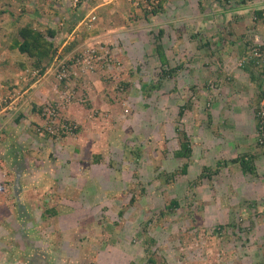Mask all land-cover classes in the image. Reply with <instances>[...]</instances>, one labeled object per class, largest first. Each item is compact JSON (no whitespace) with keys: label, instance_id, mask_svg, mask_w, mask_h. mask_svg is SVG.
I'll use <instances>...</instances> for the list:
<instances>
[{"label":"rangeland","instance_id":"rangeland-1","mask_svg":"<svg viewBox=\"0 0 264 264\" xmlns=\"http://www.w3.org/2000/svg\"><path fill=\"white\" fill-rule=\"evenodd\" d=\"M12 1L0 0V11L8 16L6 7L13 5L12 22L5 20L20 27L44 25L59 40L54 42L53 61L41 73L30 59L2 44L17 34L8 33L6 40L0 32V264H34L35 256H23L29 247L39 248L23 237L30 221L32 233L46 238L41 245L57 248L66 243L63 238L73 220L89 222V239L98 241L108 233L112 239L106 243L114 245L119 235L121 246H139V256H132L129 264L145 263L148 257L156 264H264V173L258 172L257 163L264 158V129L256 127V113L264 112V99L258 104L264 86L256 94L249 92L251 85L255 89V83L264 82V21L253 17L256 8L264 10L263 2L128 0L124 5V0H89L91 8L85 13L87 0L81 5L66 0L62 10L56 7L58 0ZM43 7L56 14L50 17L54 21L45 20ZM182 10L194 11L202 22L196 16L195 25L182 30ZM5 14L0 16L4 26ZM87 14L95 20L82 24ZM119 22L124 29L117 42L111 29ZM200 27L205 34L194 32ZM172 32L177 40H166V33ZM126 36H137L142 43ZM190 39H199L208 61L199 54L187 60L192 56L187 48L185 63L161 65L157 47L173 51L175 41ZM216 42L219 53L214 52ZM225 53L235 61L229 73L224 65L211 62ZM173 54L179 58L180 50ZM169 68L172 75L162 77ZM62 71L66 76L61 78ZM235 71L250 75L252 83L237 87ZM182 106L190 108L179 119ZM239 107L255 119L253 134L235 127L230 112ZM49 108L56 110L54 116ZM237 119L240 122V116ZM176 127L190 142L188 166L194 160L201 173L199 167L221 161L219 178L211 187L193 190L204 181L191 184L200 173L188 179V185L178 175L186 160L174 158L179 149ZM70 153L77 154L70 157L75 161H66ZM243 154L253 156V176L240 173L231 183L229 172L240 167L229 161ZM87 157L89 184L74 183L76 169L85 168ZM174 170V181L166 183L164 174ZM71 181L87 186L89 197L71 194V204L62 205L59 192L67 194ZM244 195H251L250 206ZM170 201L178 208L163 211L160 223L142 233L141 224L159 217ZM88 202L87 208L83 204ZM53 206L61 212L56 228L52 221H38L40 212ZM78 207L82 211L75 210ZM72 250L76 256L71 255L74 261L69 263L88 264ZM48 254V264H55L53 253ZM99 258L107 259L105 254Z\"/></svg>","mask_w":264,"mask_h":264},{"label":"crops","instance_id":"crops-1","mask_svg":"<svg viewBox=\"0 0 264 264\" xmlns=\"http://www.w3.org/2000/svg\"><path fill=\"white\" fill-rule=\"evenodd\" d=\"M58 1H59V3H56V7L58 8V10H62L61 2H65L66 0H58ZM74 1L80 2V5H81L83 0H74ZM127 1L128 0H124L125 3H123V4L127 5ZM256 2H258V3L263 2L262 5H264V0H261V2L260 1H256ZM12 8H13V5H10V4H9L8 7H6L7 12L10 11V16H11V13H12L11 12ZM90 8L91 7H89V0H87L86 1V9L82 8V11H84L85 13H89V9ZM41 12L46 17L45 20L54 21V19L50 18L54 14V13H52L50 7H43V11L41 10ZM193 12L192 13H188V12L182 10V13L180 14V16L185 18V21H186V23L181 28L182 30H183L184 26H186V25H190V24H194L195 25V20H196V16L197 15L195 13H193ZM63 14H65V11L63 12ZM5 15H6V17L3 19V21L6 22V23H5V26L3 24L2 25L0 24V32L3 33V36H6V34L11 32L13 34H17V37H18L19 31L23 27L17 26L14 23H10V21H8V20H5L7 17L10 18V16H8L7 13ZM54 15H56V14H54ZM88 15L89 14H87L86 17L81 21L82 24H83L84 21H87V16ZM41 16H39V18ZM80 16H81V12H80ZM153 18H154V16H153ZM153 18H152V20H153ZM197 20H198V23L202 22V18L200 16H197ZM0 22H2V21H0ZM11 22H12V19H11ZM138 26L140 28L144 27V21H142V20L139 21L138 22ZM29 27H31V26H29ZM136 27L137 26H134L132 28H136ZM38 29L45 30L44 29V25H43V27H39ZM123 29H124V25H122L121 22H119V24L115 25L114 28L111 29L112 36L115 38V40L117 42H119L120 39H121V33L123 32ZM194 32L195 33L202 32L203 34H205V30L203 28H201V27L198 28L197 30H195ZM162 33L163 32L160 31L159 35L157 36V39H159V40L161 39L160 34L162 35ZM219 33H220V31L217 30L215 32V34H213V38L212 39H215L219 35ZM207 35L210 36L211 33H207ZM17 37H15V38H17ZM126 38L128 40L132 41V42H135V43H138V42L142 43V42H140V39L137 36H131V37H127L126 36ZM165 38L168 41H173L176 38V34L174 32H172V33H169L167 35V33H166ZM5 39L7 40L8 38H5ZM58 40L59 39H58V37H56V33H55L53 42H55V44H56V42ZM175 40H177V38ZM192 41L193 40L190 39L191 43H189L188 41H184L181 44L176 42V41L174 42V44H173L174 50H178V49L180 50V56L177 59L174 58V54H173L174 50L165 52L163 50V48H162V51H163L164 56L166 57V59L167 58L175 59L174 62H171L170 60H168L167 65L169 67H171V68L175 67V65L180 63V62L185 63V57L184 56H185V50L187 48H189L192 51V56L187 58V60L193 59V56L197 55V54H199L200 57L204 56V50L201 48L199 39L197 40V42H192ZM11 42H12V40H10V38H9V40L7 42H2V44H4L5 46L7 45V47H8V46L11 45ZM203 42L205 43V41H203ZM218 44H219V42H216V49L214 51L216 53H219L217 49L221 48V47H219ZM232 45H234V43H232ZM162 47H164V46H162ZM12 51H15V50H12ZM154 51H155V53L157 55L156 50H154ZM203 59H204V61H206V60L208 61V59L206 57H203ZM178 60H180V61H178ZM211 62H212V64H214L213 66H215V65H217V66L224 65L225 66L224 70L226 69V71L228 73L231 71L230 66L235 63V61L232 59V57L231 56L230 57L227 56L226 53L225 54L215 55V57L211 58ZM234 77L236 79V80H234L235 81L234 84H236L237 87L241 86L240 82L243 84V86H244L245 83H252V81L249 79V78H252V77H250V75H249V78L248 77H244V74L242 73V71H235L234 72ZM255 84H256L255 85V89H253L252 85L249 88V89H251V90H249L250 93L256 94L257 91L260 92L261 87L264 86V82H262V83L261 82H257ZM258 104H260L259 101H258ZM230 116L233 117V118L236 117V122H234L235 123V127H237L238 129H248V130H246V132H249L250 134H253L254 128H255L254 127L255 119L253 118V116L251 115V113L248 110L243 109L242 107L234 108L233 111L230 112ZM238 116H240V122H237L238 121V119H237ZM221 156H222V158H225V155H221ZM243 156L245 157V154H243V155H241L239 157H243ZM70 157H78V156H77L76 153H75V155L70 153V154H68V156H66V161H68V160H70V162L71 161H75L76 158H70ZM239 157H237V158H239ZM217 163L214 162L213 165L217 166V165H219V163H221V161H219ZM257 163L259 164V166L261 168V169L258 170V172L263 174L264 173V158H260ZM83 165L85 166V168L83 167V168H80V169H78V168L76 169L74 183H76L77 181L81 180V182H86V184L88 186V184H89V180H88L89 179V157H87V159L85 160V164H83ZM213 165H207L205 167H210L211 168ZM199 168H201V170L203 169L202 167H199ZM197 169H198V166L194 163V160H193L192 164H190L188 166V168H187V173L185 175H183V177H184L183 180L186 182V185H188V179L194 178L195 176H197L200 173V171H198ZM220 171H221V169H219L218 174H220ZM240 173H241L242 177H246L248 179H249L250 176H253V174H250V173H249V175L244 174L242 172L241 168L240 169L239 168L232 169L229 172V180H230V182L232 183L235 180V178L237 177V175L240 174ZM77 175H79V176H77ZM92 176L94 177V174ZM106 176L108 177L107 173H106ZM218 178H219L218 175H214L213 177H211V179H208V181L205 179L204 181H202L200 183V185L197 188H195L193 190H197V189H199L200 187H202L204 185H207V186L211 187V182H216V179H218ZM247 181L248 180L246 179L245 183ZM70 183L73 184V185L70 187L71 190L67 194L63 193V192H59L60 194H62V196H61L62 205L71 204V201L73 199L71 194L83 193L84 196L89 197V195H88L89 193H87V186L84 187L82 185L81 187H79V186H77V184L72 183V181ZM216 190L218 192H220L219 189L216 188ZM251 195H253V194H251ZM251 195H244L245 198L249 201V203H246L247 205L249 204V206L252 203ZM63 200H64L65 204H63ZM83 205H86L87 208H88L89 207V202L86 203V204H83ZM257 205L259 206L260 204H257ZM75 210L82 211V209L80 207L75 208ZM57 212H58V214H57L56 217H51V218H47L46 217L44 220L42 219V217L40 215L38 221L39 222H44L46 225H47V223L52 221L54 223V225H55V228H56V224H57V222L59 220V217H60V214H61V212H59L58 210H57ZM33 225H34V223L30 221L29 222V226H28L27 231H26V234L23 237L25 238L26 241H30L29 239L33 240V244L37 245V247H39V248H37V251H32L30 249V247H29L28 251L25 252L23 254V256H26V255L28 257L31 256V255L35 256L36 261L34 262V264H48V260H49L48 257H50V255L48 254V251L53 253V255H54L53 257L54 258L58 259V260L54 261L55 264H71L69 262L74 261V259H72L71 255L76 256V253L73 252L72 249L78 250L79 251V255L80 254L82 255L81 258L87 259L89 261L88 264H116V263L118 264L119 262H122V264H129L132 256H135V255L139 256L138 252H140V250H141V248L139 246H137V247L140 250L137 249L136 246H130V245L129 246L128 245L121 246V244L119 242L121 241L123 236L121 237L119 235L116 237L117 241L116 240L112 241V242H114V245H111L110 243H106L107 240L109 242V240L112 239V238L108 239V237H109L108 233H105L102 237L100 236L98 238L99 239L98 241H96L97 238L89 239V237H88V235H89V222H84V224H81L77 220H73V222L70 223L69 229L66 232L65 237L63 238V240L66 242L63 246L59 245L57 248H55V247L54 248H51V247L45 248L41 244L46 238L44 236H42L40 233H38L36 235V236H40V237L36 238V236L32 233ZM38 229L44 231V226H39ZM115 233H116L115 230H113V234H115ZM104 245L107 248H104ZM101 254H105V256L107 257L105 262H103V260H101V258H99L101 256ZM67 258H69V260ZM116 258H117V260H116Z\"/></svg>","mask_w":264,"mask_h":264},{"label":"trees","instance_id":"trees-1","mask_svg":"<svg viewBox=\"0 0 264 264\" xmlns=\"http://www.w3.org/2000/svg\"><path fill=\"white\" fill-rule=\"evenodd\" d=\"M22 3L24 2H28L30 0H21ZM21 1H15L13 2V4H20ZM244 1V0H243ZM18 2V3H17ZM2 14H5V11L2 12L0 11V16ZM255 19L257 20H262L264 21V10L261 8L255 9V11L253 12ZM0 21H2V19H0ZM30 25H25L22 26L23 28L19 31L18 33V37L14 39H12L11 45L8 46L7 50L9 52H11L12 50H16L18 52V54L25 56L27 59H30L32 61V65L34 68H40L41 73L44 71V69L51 64V62L54 59V55L56 52V46L53 42L54 36H55V31L52 29H45V30H40V29H36L33 28L32 26L29 27ZM9 35L6 34V38ZM156 52H157V57L159 58V61L161 63L162 66L167 67V63L164 60L165 56L163 51L160 48H156ZM10 58V57H9ZM163 61V62H161ZM18 66V64H17ZM20 66V65H19ZM22 69L24 68L22 65L20 66ZM173 73V70L171 68H169L168 72L163 71L162 77L166 76H171ZM262 99H264L262 97V93L259 95V102L261 103ZM190 106H182L179 109L178 112V118L181 119L182 116L184 115V112L186 109H189ZM32 109H38L36 106H33ZM260 111H258L256 114H258ZM263 114V116H256L257 119V124L256 127L260 128V126H262L261 128L264 129V112H260ZM19 118L15 119V122L18 121ZM176 133L179 136V149L174 153V158L176 160L179 159H185L186 160V164H184L182 166L181 172L180 174H178L179 176H183L187 173V168H188V164L187 161L189 162L190 157H191V153H192V149L190 146V142L188 139L187 134L185 133V131H183L181 128L179 129L178 127L175 128ZM97 159H99V157H97ZM232 164H239L242 172L244 174H252L254 173V164H253V156H243V157H239V158H235L229 161ZM218 164V163H217ZM220 168V163L219 165L215 166L214 169L211 168H203V171L200 173V175H198L196 177V179L193 181V183L191 184H195L198 181H202V180H207L211 179V177H213L214 175H217L218 171ZM176 170H174L172 172V174H164L165 175V182L166 183H171L174 181V177L175 175L173 173H175ZM207 172V173H206ZM178 203L176 201H170L169 204H166L165 207H163V210H161L159 212V217L157 216L156 218H153L145 223L141 224V232L143 233L144 231H146L148 229V227L150 225H152L153 223H160V221L162 220V217L164 216L163 211H173L175 209L178 208ZM58 214L57 212V207L53 206V207H48L45 210H42L40 212L41 217L43 218H51V217H56ZM116 225V224H115ZM161 225V224H160ZM112 228V226H111ZM219 228H222V226H219ZM110 229V228H109ZM39 233V232H37ZM58 260L57 258H55V261ZM133 264V263H131ZM140 264H156L154 261V258L152 257H148L147 261L145 263H140Z\"/></svg>","mask_w":264,"mask_h":264},{"label":"built area","instance_id":"built-area-1","mask_svg":"<svg viewBox=\"0 0 264 264\" xmlns=\"http://www.w3.org/2000/svg\"><path fill=\"white\" fill-rule=\"evenodd\" d=\"M228 1H234V0H228ZM236 1H238V2H240V1H243V0H236ZM244 1H246V2H248L249 0H244ZM95 20V17L94 16H90V15H88L87 16V21H88V23L89 22H93ZM95 52V50H92V54ZM56 59V58H55ZM66 75L65 74H63V71L59 74V77H65ZM47 112H48V114L49 115H51V116H54L55 114H56V110L55 109H53V108H49V109H47ZM46 115V114H45ZM257 116L259 117V116H263V114L262 113H258L257 114ZM262 126H260V130H262V128H261Z\"/></svg>","mask_w":264,"mask_h":264},{"label":"clouds","instance_id":"clouds-1","mask_svg":"<svg viewBox=\"0 0 264 264\" xmlns=\"http://www.w3.org/2000/svg\"><path fill=\"white\" fill-rule=\"evenodd\" d=\"M256 1H260V0H256ZM256 9H258V8H256ZM253 17H254V19H255V16H254V14H253ZM255 20H257V19H255Z\"/></svg>","mask_w":264,"mask_h":264}]
</instances>
